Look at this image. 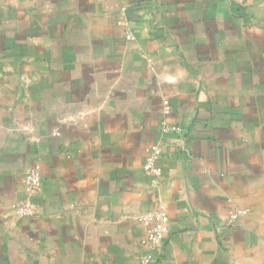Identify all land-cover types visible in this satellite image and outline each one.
<instances>
[{
  "label": "crops",
  "instance_id": "1",
  "mask_svg": "<svg viewBox=\"0 0 264 264\" xmlns=\"http://www.w3.org/2000/svg\"><path fill=\"white\" fill-rule=\"evenodd\" d=\"M159 211L153 264H264V0H0V264H144Z\"/></svg>",
  "mask_w": 264,
  "mask_h": 264
},
{
  "label": "built area",
  "instance_id": "2",
  "mask_svg": "<svg viewBox=\"0 0 264 264\" xmlns=\"http://www.w3.org/2000/svg\"><path fill=\"white\" fill-rule=\"evenodd\" d=\"M165 112L170 113V108L166 106ZM176 131V129H174ZM160 157V153L153 148L149 154L144 170L149 176H157L159 169L155 163ZM24 186L26 200L24 203L19 202L14 205L20 217L32 216L34 214L33 200L40 194L42 189V177L38 168L28 170L24 176ZM167 216L164 211L155 214H145L141 217V222L148 228V254L145 256L144 264H153L156 252L162 244L164 235L167 232Z\"/></svg>",
  "mask_w": 264,
  "mask_h": 264
}]
</instances>
